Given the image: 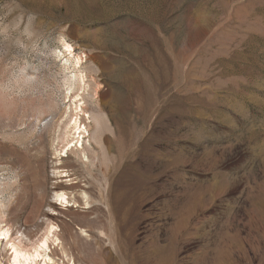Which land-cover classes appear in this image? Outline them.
Returning <instances> with one entry per match:
<instances>
[{"label":"rangeland","instance_id":"1","mask_svg":"<svg viewBox=\"0 0 264 264\" xmlns=\"http://www.w3.org/2000/svg\"><path fill=\"white\" fill-rule=\"evenodd\" d=\"M56 192L54 264H264V0H0L12 240L39 243Z\"/></svg>","mask_w":264,"mask_h":264},{"label":"bare ground","instance_id":"2","mask_svg":"<svg viewBox=\"0 0 264 264\" xmlns=\"http://www.w3.org/2000/svg\"><path fill=\"white\" fill-rule=\"evenodd\" d=\"M67 48L71 50V46H67ZM80 61L81 58H77L75 64L80 65ZM74 78L75 81H77V85L72 84L74 81L70 84L68 83L69 84L68 92L75 91V95L73 96L74 97L73 99H75L76 102L77 101L81 102L76 106V110H79V112L83 113V117L86 121H90V119H94V118L90 116V113H87V111L83 109L84 102H82L83 98H81L82 91L86 90L85 76L82 73H80L75 75ZM97 92L98 91L96 90V93ZM82 119L83 118H81L80 113H76L73 120L71 119L72 122L70 121L69 123L70 125L68 124L70 132H73L75 136L78 135L77 143L79 145V148L82 146L86 135L89 133L88 127L86 126V123L82 121ZM94 120L96 121V119ZM84 157L87 158L85 153H84ZM53 198L56 201V203L50 201V205L48 206V211H47V219L48 221H50V223L48 224L46 231L43 234L42 238L40 239L39 243L35 245L32 249H28L26 246L22 245L21 242L20 244L12 240L11 228H3L0 223V244L6 242L5 246H9L11 251L9 264H54L53 259L50 255V248H51L50 244L51 243L54 244L60 241L59 232H58L60 226L53 223L54 221L52 222L50 219L51 216L56 215L55 214L56 210L52 207L51 204H55L56 206L59 207L62 206L63 208L67 206L65 204H68L70 200L68 198L67 193L65 192H56L54 193ZM35 225L40 226L39 223H36Z\"/></svg>","mask_w":264,"mask_h":264}]
</instances>
